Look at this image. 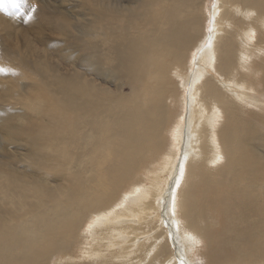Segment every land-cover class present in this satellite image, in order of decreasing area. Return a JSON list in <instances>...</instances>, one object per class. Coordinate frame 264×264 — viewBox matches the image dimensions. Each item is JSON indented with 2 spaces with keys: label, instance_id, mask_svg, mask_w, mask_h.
Instances as JSON below:
<instances>
[{
  "label": "bare ground",
  "instance_id": "obj_1",
  "mask_svg": "<svg viewBox=\"0 0 264 264\" xmlns=\"http://www.w3.org/2000/svg\"><path fill=\"white\" fill-rule=\"evenodd\" d=\"M80 3L84 65L0 116V264H264V0Z\"/></svg>",
  "mask_w": 264,
  "mask_h": 264
},
{
  "label": "rangeland",
  "instance_id": "obj_2",
  "mask_svg": "<svg viewBox=\"0 0 264 264\" xmlns=\"http://www.w3.org/2000/svg\"><path fill=\"white\" fill-rule=\"evenodd\" d=\"M80 2L81 0H24L21 4L18 0L17 2L6 0L4 5L0 7V69H3V71H0V116L2 117L3 114H10L9 120L3 125L15 134V137L20 138L26 135L25 127L23 126L27 119V105H24V99L18 97V90H15L14 84H18L16 87H19L24 83V85H26V83L31 84V78L34 76L32 67L34 65L44 64L43 61L51 66L59 68V70L66 76L71 75V65H84L86 61V53L83 49L82 41L87 37H84L83 31L81 32V25L84 23L85 18L81 15L82 4ZM209 7L210 4L208 5V9ZM232 13L231 16L233 17L235 14L232 15ZM205 15L207 17H205ZM205 15V20H208L209 22V14L207 13ZM76 19L80 21L79 24L76 22ZM208 22H205V24L207 25ZM91 38L92 37H90V39ZM14 56L15 58H12ZM255 62L256 65H264V56L261 61L256 59ZM20 65H22L21 68ZM24 66L29 70H27V68L25 69ZM28 66L32 70H30ZM261 69H264V67L262 66L259 68L257 78L260 80L261 77V80L263 81V70ZM28 78H30V81H28ZM115 82L117 85H120L118 83L119 79H116ZM6 83L10 87L12 94L3 93L4 91L2 88ZM123 91L126 90L123 89ZM244 92H248L247 87ZM176 125L177 123L174 121L172 127L169 129L170 133L169 131L167 132L169 133L170 138H168L167 147L162 150L163 154L171 148V135L175 131L173 126ZM10 147L11 151H9V154L12 165H14L15 168L21 166L24 167L26 165L25 168H27V163H17V157H14L15 159H13V156H17L14 155V152L19 155L20 153H23V150L18 146L16 149L13 145ZM148 164L149 162H146L143 166L148 167ZM216 165L219 167V164ZM174 167L177 169L178 162L174 163ZM20 170L22 171V168H20ZM147 171L148 169H144L142 170V173L145 172V175H147ZM195 180L196 178L189 181L188 184L195 182ZM130 190L131 188L127 191L126 195H128ZM125 199V197H121L120 202L117 203L121 204ZM169 204L166 206L164 213L167 212ZM211 215L213 216V219L210 217ZM208 216V220L212 225L220 229V217L214 214ZM98 218L101 219L102 217L98 216ZM159 223L161 224V221ZM158 232L159 231L156 229H153L151 233H154L155 236ZM175 235L176 245H178V247L180 246L179 244L183 245L179 242L177 234ZM171 251L175 255V248ZM195 251L192 253V255H194L193 261H195L193 264H207L201 260L200 256L201 253H205L206 247L200 244L196 247ZM153 254L154 253L152 252L151 256ZM164 264H167V261ZM177 264H179V262H177Z\"/></svg>",
  "mask_w": 264,
  "mask_h": 264
},
{
  "label": "snow or ice",
  "instance_id": "obj_3",
  "mask_svg": "<svg viewBox=\"0 0 264 264\" xmlns=\"http://www.w3.org/2000/svg\"><path fill=\"white\" fill-rule=\"evenodd\" d=\"M5 2L6 0H0V7H2ZM13 2H17V0H13ZM18 2L22 4L24 0H18ZM0 71H3V69H0Z\"/></svg>",
  "mask_w": 264,
  "mask_h": 264
}]
</instances>
